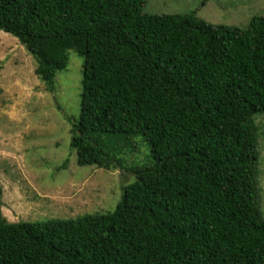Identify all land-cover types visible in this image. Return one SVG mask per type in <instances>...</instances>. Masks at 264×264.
<instances>
[{
  "label": "trees",
  "instance_id": "obj_1",
  "mask_svg": "<svg viewBox=\"0 0 264 264\" xmlns=\"http://www.w3.org/2000/svg\"><path fill=\"white\" fill-rule=\"evenodd\" d=\"M144 2L0 0V30L51 90L68 51L83 58L77 163L115 167L125 143L107 150L103 136L140 135L151 157L106 213L10 222L0 187V264H264V15L240 29Z\"/></svg>",
  "mask_w": 264,
  "mask_h": 264
},
{
  "label": "rangeland",
  "instance_id": "obj_2",
  "mask_svg": "<svg viewBox=\"0 0 264 264\" xmlns=\"http://www.w3.org/2000/svg\"><path fill=\"white\" fill-rule=\"evenodd\" d=\"M146 14H188L212 25L246 29L264 15V0H145ZM83 58L68 51L53 89L34 74L35 58L11 34L0 30V187L1 212L10 222L74 219L114 209L134 172L150 164L140 135L102 137L104 148L123 145L114 168L79 165L70 147L71 124L80 113ZM258 128V206L264 217V113Z\"/></svg>",
  "mask_w": 264,
  "mask_h": 264
}]
</instances>
